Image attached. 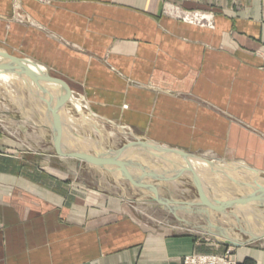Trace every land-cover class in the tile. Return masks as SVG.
<instances>
[{
	"label": "crops",
	"instance_id": "obj_1",
	"mask_svg": "<svg viewBox=\"0 0 264 264\" xmlns=\"http://www.w3.org/2000/svg\"><path fill=\"white\" fill-rule=\"evenodd\" d=\"M182 11L213 24L184 21ZM0 49L37 64L67 116L78 117L70 100L80 101L110 137L264 167V0H0ZM29 111L0 112V264H184L197 253L264 264V244L144 221L95 185L102 167L60 153L81 148L75 126L63 141L46 123L32 127Z\"/></svg>",
	"mask_w": 264,
	"mask_h": 264
},
{
	"label": "rangeland",
	"instance_id": "obj_2",
	"mask_svg": "<svg viewBox=\"0 0 264 264\" xmlns=\"http://www.w3.org/2000/svg\"><path fill=\"white\" fill-rule=\"evenodd\" d=\"M0 85H1L0 86V101H3L0 103V106L3 107V108L0 107L1 111L5 108V106H9V108L11 107L10 109H12V110L14 109L13 111H15L16 116L19 117L18 114H21L20 112H22V105L26 106L27 108L29 107L30 111L32 109L31 117H33L30 119V122L32 121L31 126L32 127L33 126L34 127L44 126V124H45L44 121L46 120V118L44 117L45 115L44 116L41 115L39 113L40 111L37 109V108L42 109L43 105H42V103H39L40 101H37V99L35 97L31 96L28 92L23 90L21 87H16L17 92L15 93V95H14L15 98H14V96L8 92V86L7 85H3V84H0ZM4 87H5V89H4ZM8 95L9 96L11 95V96L9 97ZM18 96L20 99L18 98ZM12 98H14L15 100L14 99L12 100ZM23 100L25 101V104L23 103L24 102ZM9 101L10 102L12 101L13 104L10 103ZM16 101H17V104H16ZM73 101H75V100H73ZM75 102L78 103L80 105V107L82 108V104L80 101H75ZM28 104H29V106H28ZM17 105L18 106L20 105L21 107L19 106L20 107L19 108ZM35 107H37V108H35ZM64 110L66 111V109H64ZM33 114L35 116H33ZM36 116L38 118H36ZM78 117H81V116H78ZM33 121H35V122H33ZM36 121H38V122H36ZM14 123L15 124L12 126L15 129L16 137H21V135H19V133L21 132L22 119L16 118V119H14ZM108 129L109 128H106V130H108ZM109 130L112 131L111 129H109ZM103 132H104V136H105L106 133L104 130H103ZM94 136L96 137L97 140H99L98 137H101V134L100 133L98 134L96 132V133H94V135L91 136V138H94ZM115 136L116 135H112L110 137V135L107 134L106 141L103 140L106 143L105 146H107V147L109 146L108 148L123 149L126 146L132 145V144H134L140 140V139L129 138V136H125L126 138L121 137V139L119 137H117V136L115 137ZM116 138H117V140H116ZM96 139H95V141L92 140L91 142H93V141L96 142L97 141ZM103 141H102V143H104ZM115 141H117V142H115ZM97 142H99V141H97ZM114 142L116 145L114 144ZM76 144L78 146H80L81 148H83L82 142L80 140H78V142L76 141ZM113 145H115V146H113ZM97 146H99V145H97ZM92 151H91V153H93ZM98 151H100V150H98ZM71 152H74V151H71ZM95 153H97V152H95ZM197 156H199L201 158H205L208 161L209 160L210 161L213 160L215 162L223 161V160L212 158L211 156H208L206 154H200ZM64 157H67V156H64ZM141 158H142V160H141ZM141 158H140V161H139V159L135 160V162L137 161V164L135 165L136 169L133 168V166H127V165H124V166H127V169L123 168V166H121V165H120L121 167L117 165L116 167L118 169L115 172L109 170L110 173L105 171L104 168L101 170L98 169L99 171H97V169H96L94 172V174H95V179H94L95 185L96 186L99 184L104 185L105 187H108L113 192L124 196L125 197L124 199H126V201L131 206L135 207L136 211L139 214V217L146 222L154 224V226L158 227V225H159V227H170V228H172L171 230L173 232H179V233L194 232V233H197L200 235L210 236V237H214L215 239L223 240L224 242L230 243L231 245H235V243L240 244V243H244V242H255V243L257 242V243L264 244V239L263 240H261L262 238L251 239L248 235V233L251 232L248 229V227H252L256 232L264 231V206L263 205L255 206V210H257V212H256L257 214L252 213L253 215H255V217L251 215L253 218L252 221L249 218H247L245 221V220H243L244 219L243 217L241 218L242 214H239L238 216H236V213L237 214L239 213V211L237 212L236 208L234 209V208L228 207V208H225V210H224V208L220 209L218 207H215L214 205H211L205 199H203L198 188H197V186L193 183V180L191 178H189L188 175H187V177H186V175H176V174L172 175V176H170V178H171L170 182H167V183H166V181H162L159 178L156 179V177H151L150 175H147L148 173H151V172H149V171H151V168L152 169L157 168L158 170L157 169L156 170L159 171L162 168L161 167L162 163L159 161V159H156V158L152 159L150 157L148 158L147 156H142V155H141ZM233 160H227V161L233 162L232 163L233 165H237V164H234V162L241 161V160H236V159H233ZM156 164L159 166V168L158 167L155 168V166H157ZM152 166H154V167H152ZM239 167H241L242 172H244L246 175H250V176L253 175L252 172L246 171L245 168H242L243 167L242 164H240ZM131 168H133V169H131ZM148 168H150V169H148ZM252 168H255V167H252ZM141 169L143 171H141ZM156 170H153V171L155 172ZM256 170H258V173H256V174L259 177H261L262 179H264V167L257 168ZM120 171H123L124 173L123 172L119 173ZM136 171H138L139 174L142 173L144 175L146 174L145 172H147V174H146L147 176L145 175V176L139 177V174ZM128 172H130L131 174L137 173L138 175L136 174L137 177H135L136 175L133 174L134 175V177H133V175L130 176V174H128ZM122 173H123V175H122ZM125 173H127V174H125ZM104 174H105V181H103L104 183H102V182L100 183L99 181L104 176ZM205 174L209 175L211 173L209 171L207 173V171H206ZM122 176L123 177L125 176V177L123 178ZM183 176H185V177H183ZM137 178H140V179H138V181H137ZM141 179L143 180L142 184H141ZM161 181H162V183H161ZM169 183L172 187L169 185ZM194 186H196V187H194ZM233 187H235L234 190H233ZM231 188H230L231 189L230 192H232V194L234 193L233 196H236L237 198L240 197L241 194L238 193L239 191L237 189V186L233 185ZM235 189L238 192L235 191ZM240 189L243 190L242 188H240ZM166 190L169 192H167ZM173 191H174V198L172 197ZM175 192L177 195H175ZM153 194L155 197L153 196ZM210 195H213V194L210 193ZM233 210H235V212H233ZM242 210L245 211L246 209H242ZM207 211H208V213H206ZM230 212H231V214H230ZM184 216H186V217H184ZM259 219L261 221L262 220L263 221L261 222ZM247 231H249V232H247ZM197 254H199V253H197ZM197 254H192V255H197ZM207 255H211V254H207ZM224 256H229L230 259L234 260L229 255V253H227L223 256H220V257H224Z\"/></svg>",
	"mask_w": 264,
	"mask_h": 264
},
{
	"label": "bare ground",
	"instance_id": "obj_3",
	"mask_svg": "<svg viewBox=\"0 0 264 264\" xmlns=\"http://www.w3.org/2000/svg\"><path fill=\"white\" fill-rule=\"evenodd\" d=\"M11 60V58L9 57L8 53L3 50V49H0V62H4V61H9ZM32 63V62H31ZM33 69V70H32ZM32 69H29L28 67L26 66H21V65H18V64H14L12 67L8 68V69H0V84H3V85H7L8 86V92L11 94V95H15V93L17 92V89L16 87H21L23 90H25L26 92H28L31 96L35 97L37 99V101H40L39 103H42V109H39L37 108L39 111L42 110L44 112V114L47 117L46 120L44 121L46 124L47 127H50L51 128V131L54 133V131H56L55 133L57 134L56 136H62V140L65 141L66 138L70 139L68 135H66V130L69 129L72 133V129L73 128H70V125H73L75 126V128L77 130H80V131H88L89 129L92 130L93 133H100L101 134V137H98L99 140L96 139V137L94 136V138H91L92 134H86L84 133L85 135H82V134H79V131H78V134L76 133L77 130H75V135L72 134V138H76L75 140H80L82 143H85V144H88V146L90 148H92L91 146H93L95 149H93L95 152H97L95 155L93 153H90L87 148L88 147H85V149L83 148H76L75 150L73 149L74 151V154H79L77 152H83V153H86L88 154V157L89 158H97V159H100V158H104V159H112L109 163H105L104 165H100L99 167H102V168H105L107 170H110V171H113L115 172L118 168L116 167L117 165L118 166H123V168H126L127 169V166H133V168H135V165L137 164V161L135 162V160L139 159L140 161V158H141V155L142 156H147L148 158H152V159H159V161L162 163V168L157 171L158 169L156 167L159 168V166H155V168L157 169H152L151 168V173H148L145 172L147 175H150L151 177H158L159 179H161L162 181H166L167 182H170L171 178L170 176L172 175H175V172L176 171H179V170H193L197 176L200 178V181L202 182L203 184V187H204V190L206 192V194L210 193L213 194L211 195V198L215 199V200H218V201H230V202H235V203H240L236 206L235 204V207L234 208H252L253 206H261V203H263L264 201V179H262L261 177H259L255 171L253 170L252 167L248 166L247 164H242L243 167L242 168H245L246 171H249V172H252L253 175H246L244 172H242V169L241 167H239L240 164L237 163V165H233L232 162H228V161H220V162H215V161H208L206 160L205 158H201L197 155H194L192 156V158L188 159L186 158L185 156H182L176 152H160V147L163 146V147H167V146H164V145H161V144H158V143H155V142H151V141H146L148 142L149 144H151L153 146V148H148V147H143V146H133L132 148L126 150V151H121L120 149L119 150H114L112 148H108L107 146H105V142L103 140L106 141V136L107 134L104 136V132H103V127L98 124V122L95 120V119H92L91 117H88L87 115L84 114L82 108L80 107V105L78 103H76L75 101L73 100H70L72 101V103L74 104V106L76 107L77 111L76 113H79L78 116H81V117H77V118H71L70 115H68V113L66 114L64 111H63V106H60V98L63 97V95L61 94V92H59V87L56 86V84L53 83V81L50 79V83H46V82H43V80H40L38 78L37 75H40V76H48V74L45 72L43 73L37 64L35 63H32ZM50 78V77H49ZM1 86V85H0ZM58 90H57V89ZM5 89V87H4ZM3 89V90H4ZM7 94V93H6ZM10 95V96H11ZM29 95V96H30ZM9 96V95H8ZM9 96V97H10ZM17 97V96H16ZM25 97V96H24ZM60 97V98H59ZM15 98V96H14ZM12 98V100L14 99ZM19 98V96H18ZM17 98V99H18ZM52 100V107L48 108V101ZM20 99V98H19ZM23 99V98H22ZM15 100V99H14ZM24 101V100H23ZM31 101V100H30ZM29 101V102H30ZM10 102V101H9ZM1 103V102H0ZM12 103V101L10 102ZM19 103V102H18ZM25 104V101L23 102ZM37 103V102H36ZM13 104V103H12ZM11 104V105H12ZM16 104H17V101H16ZM72 104V105H73ZM15 105V104H14ZM22 105V104H21ZM34 105V104H33ZM18 106V105H17ZM20 106V105H19ZM18 106V107H19ZM29 106V105H28ZM2 107V106H0ZM17 107V108H18ZM21 107V106H20ZM19 107V108H20ZM23 107V105H22ZM74 107V108H75ZM3 108V107H2ZM1 108V109H2ZM11 108V107H10ZM34 108V109H35ZM65 108V106H64ZM30 109V108H29ZM66 109V108H65ZM71 109V108H70ZM12 110V109H10ZM14 110V109H13ZM37 110V111H38ZM1 111V110H0ZM5 111V110H4ZM32 111V109H31ZM36 111V110H35ZM38 111V112H39ZM25 112H27L25 110ZM41 112V111H40ZM4 113V112H2ZM30 113V111H29ZM65 113V117H68V119H66L67 123H64L61 118L63 117ZM92 113V112H91ZM37 114V113H36ZM43 115V113H42ZM6 116V115H5ZM25 116V115H24ZM31 116V115H30ZM34 116V114H33ZM39 116V115H38ZM54 117H57L58 119H60V123L62 124V126H60L58 129H54L53 127V124H52V118ZM75 116V115H73ZM91 116V115H90ZM93 116V115H92ZM3 117V116H2ZM70 117V118H69ZM33 118V117H32ZM36 118H38L36 116ZM95 118V116H94ZM7 119V118H5ZM26 119V118H25ZM40 119V118H39ZM81 120L82 122H76ZM11 120V119H10ZM14 121V120H13ZM41 121V120H40ZM32 122V121H31ZM35 122V121H33ZM38 122V121H36ZM13 123V122H11ZM35 124V123H34ZM37 124V123H36ZM41 124V123H40ZM103 124V123H102ZM43 125V124H42ZM37 126V125H36ZM104 126V125H103ZM116 126V125H115ZM40 127V126H38ZM66 128V129H65ZM106 128V127H105ZM39 129V128H38ZM43 129V128H42ZM120 129V127L118 128ZM122 129V128H121ZM44 130V129H43ZM62 131V132H61ZM106 131V130H105ZM131 131V130H130ZM46 132V131H45ZM44 132V133H45ZM69 133V131L67 132ZM120 133V132H119ZM123 133V132H122ZM130 133V132H129ZM62 134V135H61ZM43 135V134H42ZM77 135V136H76ZM94 135V134H93ZM122 135V134H121ZM40 136V135H39ZM38 137V136H37ZM114 137V136H113ZM116 137V136H115ZM95 139L99 142H94ZM77 140V142H78ZM92 140H94L93 142H91ZM115 140V139H114ZM117 140V138H116ZM71 141V140H69ZM102 141L104 143H102ZM127 141V140H126ZM68 142V141H67ZM117 142V141H115ZM114 142V144H115ZM90 143V144H89ZM112 143V142H111ZM74 144V143H73ZM113 144V143H112ZM91 145V146H90ZM99 145V146H97ZM116 145V144H115ZM113 145V146H115ZM75 146V144H74ZM106 148H105V147ZM111 146V145H110ZM71 148V146H69ZM79 147V146H77ZM169 147V146H168ZM63 148V147H62ZM89 148V150H90ZM64 149V148H63ZM81 149V150H80ZM177 149V148H175ZM79 150V151H78ZM100 150V151H98ZM72 151V150H71ZM70 151V152H71ZM88 153H87V152ZM92 151V150H91ZM69 152V151H68ZM98 155V156H96ZM213 155V154H212ZM213 157V156H212ZM142 160V158H141ZM149 160V159H148ZM147 161V160H146ZM113 162V164H112ZM143 162V161H142ZM150 162V161H149ZM141 163V162H140ZM148 163V162H147ZM152 163V162H151ZM155 163V162H154ZM158 163V162H157ZM116 164V165H115ZM143 164V163H142ZM150 164V163H149ZM124 165H127V166H124ZM147 165V164H146ZM151 165V164H150ZM120 166V167H121ZM140 166V165H139ZM143 166V165H142ZM154 167V166H152ZM98 168V167H97ZM130 168V167H129ZM131 168V169H133ZM142 168V167H141ZM130 169V170H131ZM136 169V168H135ZM150 169V168H148ZM101 170V169H100ZM121 170V169H120ZM139 170V169H138ZM153 170H156L155 172ZM99 171V170H98ZM133 171V170H132ZM141 171H143L141 169ZM208 171L211 173V174H205V172ZM123 171H120L119 173H121ZM138 172V171H136ZM106 173V172H105ZM124 173V172H123ZM122 173V175H123ZM109 174V173H108ZM127 174V173H125ZM124 174V175H125ZM128 174H130V176H132L133 174H131L130 172H128ZM137 173H135L134 175H136ZM139 174V172H138ZM137 174V175H138ZM145 174V175H146ZM255 174V175H254ZM110 175V174H109ZM114 175V174H113ZM112 175V176H113ZM133 175V177H134ZM137 175L135 177H137ZM144 174L140 173L139 174V177L141 176H145ZM146 175V176H147ZM119 176V175H118ZM120 177V176H119ZM123 177V176H122ZM125 177V176H124ZM123 177V178H124ZM127 177V176H126ZM162 177H166V178H162ZM185 177V176H183ZM187 177V175H186ZM146 178V177H145ZM191 178V177H189ZM138 179L140 178H137V181ZM157 179V178H156ZM192 179V178H191ZM150 180V179H149ZM173 180V179H172ZM248 180V181H247ZM143 180L141 179V184L143 183L142 182ZM161 181V183H162ZM145 182V181H144ZM160 183V184H161ZM194 183V182H193ZM159 184V183H158ZM164 184V183H163ZM195 184V183H194ZM170 185V183H169ZM181 185V184H180ZM196 185V184H195ZM235 185L237 186V189L238 191L235 189V191H237L238 193H240V197H236V196H233L232 192L231 191V187ZM171 186V185H170ZM166 187V186H165ZM164 187V188H165ZM172 187V186H171ZM196 187V186H194ZM231 188V189H230ZM235 187H233V190H234ZM240 188H242L243 190H241ZM184 190V189H183ZM167 191V190H166ZM175 191V190H174ZM174 191L172 192L173 193V198H174ZM234 191V192H235ZM157 192V191H156ZM169 192V191H167ZM181 192V191H180ZM182 193V192H181ZM172 195V194H171ZM175 195L176 192H175ZM179 195V194H178ZM154 196V194H153ZM230 196H233L234 198V201H231L230 200ZM155 197V196H154ZM252 199V201H249V202H246L245 199ZM130 199V198H129ZM179 201V200H178ZM225 210V209H224ZM232 212V211H231ZM230 212V214H231ZM233 212H235V210H233ZM238 212V210H237ZM208 213V211L206 212ZM245 215H241V218L243 217L246 221L247 218L253 220L252 216L255 217V215L249 213V212H244ZM254 214H257L255 212H253ZM239 214H242L240 211L239 213L237 214L236 213V216H238ZM252 215V216H251ZM250 216V217H249ZM186 217V216H184ZM240 218V219H241ZM260 220V219H259ZM242 221V220H241ZM261 221V220H260ZM263 221V220H262ZM261 221V222H262ZM249 232V231H247ZM249 237L251 239H260L262 238L261 240L264 239V231L262 232H250L248 233ZM232 240V239H231Z\"/></svg>",
	"mask_w": 264,
	"mask_h": 264
},
{
	"label": "water",
	"instance_id": "obj_4",
	"mask_svg": "<svg viewBox=\"0 0 264 264\" xmlns=\"http://www.w3.org/2000/svg\"><path fill=\"white\" fill-rule=\"evenodd\" d=\"M8 55L11 58V60H9L8 62L7 61L0 62V69H8V68L12 67L14 64H18V65H21V66L23 65V66L28 67L29 69H32V63L29 62L27 59L18 58V57L12 56L10 54H8ZM37 76H38V78L40 80H43V82L50 83V78L49 77H47V76H43L42 77L40 75H37ZM60 101H61L60 106H62L64 104V102H65V98L61 97ZM51 107H52V100L50 98V100L48 101L49 110H50ZM51 120H52V124H53L54 129H58L60 126H62V124L60 123V119H58L57 117L53 116V118ZM137 145L143 146V147H148V148H153V146L151 144H149L148 142L139 140L138 142H136V143H134L132 145L126 146L122 150L126 151V150L132 148L133 146L135 147ZM160 148H161L160 152H171L172 151V152H176V153H178V154H180L182 156H185L188 159H190V158H192V156H194L193 154L185 152V151L180 150V149H175V148H170V147H163V146H161ZM60 153L62 155H64V156H69V157L77 158V159H80V160H84L86 162L92 163V164L97 165V166L104 165L105 163H109L112 160V159H108V158L107 159H104V158H100V159L89 158L85 154H74V152L73 153H65L63 150H60ZM253 170L255 171V173H258V170H256L255 168H253ZM175 174L176 175H188L189 177H191L193 182L196 184V186H197L202 198L205 199L211 205H214L215 207H218L220 209L228 208V207L229 208H234L235 204L237 205V203H235V202H230V201H227V200L226 201H218V200H215V199L211 198L210 196H208V194H206V192L204 190V187H203L202 182L200 181V178L197 176V174L193 170H190V169H188V170H179V171H176ZM156 178H158V177H156ZM162 178H166V177H162ZM245 200H246V202L252 201V199H250V198L249 199H245ZM238 204H240V203H238ZM261 205L264 206V203H261ZM235 245L239 246L240 244H236L235 243Z\"/></svg>",
	"mask_w": 264,
	"mask_h": 264
},
{
	"label": "built area",
	"instance_id": "obj_5",
	"mask_svg": "<svg viewBox=\"0 0 264 264\" xmlns=\"http://www.w3.org/2000/svg\"><path fill=\"white\" fill-rule=\"evenodd\" d=\"M180 17L187 22L211 26L212 17L200 11H182ZM184 264H242L229 256L218 257L207 254L190 255L184 258Z\"/></svg>",
	"mask_w": 264,
	"mask_h": 264
}]
</instances>
